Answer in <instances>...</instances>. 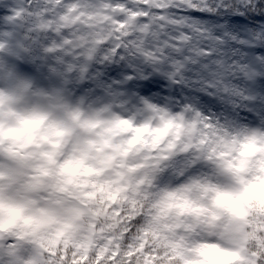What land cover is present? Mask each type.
<instances>
[{"label":"clouds","instance_id":"obj_1","mask_svg":"<svg viewBox=\"0 0 264 264\" xmlns=\"http://www.w3.org/2000/svg\"><path fill=\"white\" fill-rule=\"evenodd\" d=\"M0 264H264V0H0Z\"/></svg>","mask_w":264,"mask_h":264}]
</instances>
